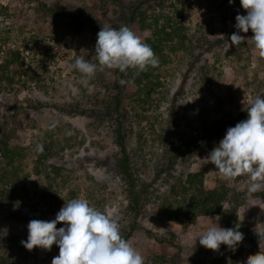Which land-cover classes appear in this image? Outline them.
Here are the masks:
<instances>
[{
  "label": "rangeland",
  "instance_id": "rangeland-1",
  "mask_svg": "<svg viewBox=\"0 0 264 264\" xmlns=\"http://www.w3.org/2000/svg\"><path fill=\"white\" fill-rule=\"evenodd\" d=\"M137 1L0 0V63L5 57L15 60L12 51H18V61H22L8 65L4 75L11 80H2L0 86V127H5L11 141L23 148L19 160L22 180L12 200L0 201V229L4 233L26 239L29 221H51L63 204L74 198L86 199L91 206L112 214L119 224L132 221L125 214L127 201L113 167L118 147L104 116V107L117 92L113 86L116 75L113 69L98 70L84 88L79 84L80 74L69 71L67 65L77 56L96 63L98 32L85 17L93 18L98 25L125 23L121 13L127 20V8ZM142 1L146 2L143 9L147 18L165 14L175 17L176 13L175 20L184 26L187 37L175 51L164 49L165 58L155 71L161 84L147 103L136 104L128 84L122 88L127 149L134 168L147 179L154 176V165L169 144V113L184 132H197L227 114L236 115L248 106L253 95L264 94V55L248 40L226 51L229 37L237 31L235 16L246 14L240 0L232 4L229 0ZM76 14L83 17H73ZM240 35L251 38L253 33L249 30ZM65 82L79 87V94L67 91ZM67 107L94 114L83 115ZM67 138L65 149L53 147L42 152L46 173L54 167L60 174L52 172L48 181L44 173H35L40 154L35 151L36 144L44 147L50 140L56 143ZM209 153L201 150L179 159L170 174L163 173L151 188L150 201L128 239L145 262L167 254L175 255L176 264H196L193 250L200 244L195 238L218 223L212 217L185 224L162 216V200L169 198L171 185L188 172L201 170L207 184L222 179L237 191H244L245 201L237 209L239 219L254 231L264 222V203L247 192V176L226 179L205 160ZM62 226L63 222L56 225ZM160 236L174 237L179 248L156 242L154 238ZM33 249L35 258L8 264H51L59 253L55 244L50 250ZM258 251L264 252V240L259 242ZM248 254L244 252L238 264H243ZM2 255L0 249V259Z\"/></svg>",
  "mask_w": 264,
  "mask_h": 264
},
{
  "label": "trees",
  "instance_id": "trees-1",
  "mask_svg": "<svg viewBox=\"0 0 264 264\" xmlns=\"http://www.w3.org/2000/svg\"><path fill=\"white\" fill-rule=\"evenodd\" d=\"M146 2L142 0L129 5L128 18L126 20L125 13H121L120 18L125 23H110V27L119 28L121 26L129 27L136 35H139L142 41L148 43L158 58V66L148 67L145 71H137L135 69H127L121 73L118 69H113L116 79L113 86L116 93L111 95V102L104 107V116L111 124L114 135V143L118 147L117 154L114 157L113 167L115 173L121 181L126 205V216H131L132 221L128 224H119L123 238L127 241L131 237L133 230L136 228L144 205L150 201L152 196L151 188L163 173L170 174L179 159L189 158L196 152L211 150L223 138L227 128L235 126L241 120L247 118L245 107L236 115L227 114L223 119L213 121L210 125L203 127L197 132H184L179 127L173 113L170 115V140L165 147L162 159L154 165V176L143 179L139 172L134 168V161L127 149L126 139L128 130L125 126L126 112L122 108V88L128 84L130 88V96L138 103H147L151 99V94L158 91L160 86L159 76L155 72L163 58L164 49L175 51L184 45L187 39L185 29L182 24L167 14L164 16L148 17L145 15L143 5ZM75 18H82L81 15H73ZM181 18V17H180ZM98 32L100 27L91 17H85ZM161 19V22H160ZM182 20V19H181ZM11 56L14 59L4 58L0 63V86L2 80H11L4 75L8 65L17 62L19 56L18 51H12ZM20 64L22 61H18ZM120 80L127 83L121 84ZM264 96V94H262ZM64 109L65 107L62 106ZM73 112L86 114V109L79 111L73 107H67ZM88 113L94 114V111ZM12 135L5 127H0V201L8 202L13 199L17 185L21 182V166L19 160L23 157V148L15 145L12 141ZM69 144V138L66 140H56V143L50 140L44 149L57 147L59 150L65 149ZM45 155L40 153L38 156V165L35 166V173H44L45 178L50 181L51 174L59 175L60 172L56 168H52L50 173H46L44 164ZM49 183V182H48ZM50 184V183H49ZM169 198H164L161 202L162 216L167 221L181 222L185 224H194L201 217H219L218 223L223 228H232L235 224H240V231L244 234L243 241L233 251L225 245H221L218 250L206 249L199 245L194 248V263L196 264H238V259L245 253H256V248L261 240L250 227L249 224L240 220L237 215V209L245 201V192L237 191L230 186L226 180L217 179L213 184H207L203 171L188 172L184 179H179L178 183L171 185L169 190ZM254 198H259L264 203V187L255 193H251ZM264 223V222H263ZM264 228V224L257 229ZM156 236V235H155ZM26 240L22 236L4 233L0 229V249L4 253L0 259V264H8L14 261L26 260L30 257L35 258V251L25 249L20 241ZM154 240L166 246L179 248L174 241V237L165 239L164 237H156ZM176 264L175 255L168 256L160 254L155 259H148L145 264Z\"/></svg>",
  "mask_w": 264,
  "mask_h": 264
},
{
  "label": "clouds",
  "instance_id": "clouds-1",
  "mask_svg": "<svg viewBox=\"0 0 264 264\" xmlns=\"http://www.w3.org/2000/svg\"><path fill=\"white\" fill-rule=\"evenodd\" d=\"M232 3L233 0H229V4ZM240 5L246 14L235 16L237 31L229 37L226 51L230 46L248 40L257 52L264 55V0H240ZM249 30L253 33L251 38L240 35ZM94 51L96 63L77 56L67 65L69 71L80 74L79 84L84 88L103 68L118 69L123 73L127 69L145 71L159 63L151 46L127 26H101ZM120 83L127 82L120 80ZM64 87L73 95L80 92L79 87L68 82ZM245 111L247 118L227 128L205 160L226 179L246 175V190L251 194L264 187V96L253 95ZM54 127L55 124L49 126L50 129ZM35 151L42 153L43 145L36 144ZM61 222L63 226L57 228ZM239 229V223L232 228L213 223L195 238V242L198 238L201 246L214 251L222 244L235 251L244 237ZM27 233L26 240L20 243L29 251L34 247L50 250L54 244L58 247V256L53 257L51 264H145L144 257L122 237L118 220L91 206L86 199L67 201L51 221H29ZM255 233L259 239H264V228ZM243 264H264V252L248 254Z\"/></svg>",
  "mask_w": 264,
  "mask_h": 264
}]
</instances>
